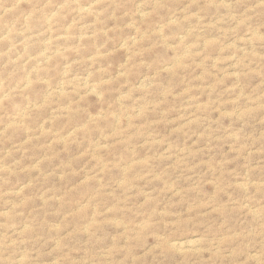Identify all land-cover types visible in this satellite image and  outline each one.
<instances>
[{
    "label": "rangeland",
    "instance_id": "1",
    "mask_svg": "<svg viewBox=\"0 0 264 264\" xmlns=\"http://www.w3.org/2000/svg\"><path fill=\"white\" fill-rule=\"evenodd\" d=\"M0 16V264H264V0Z\"/></svg>",
    "mask_w": 264,
    "mask_h": 264
},
{
    "label": "bare ground",
    "instance_id": "2",
    "mask_svg": "<svg viewBox=\"0 0 264 264\" xmlns=\"http://www.w3.org/2000/svg\"><path fill=\"white\" fill-rule=\"evenodd\" d=\"M21 1H23V0H21ZM21 1L19 0V2H21ZM89 1H90V0H89ZM24 2H25V1H24ZM26 2H27V1H26ZM14 4H15V3H14ZM32 5H33V4H32ZM15 6H16V5H15ZM23 6H24V5H22V7H23ZM25 6H26V5H25ZM25 6H24L23 8H25ZM28 6H29V5H28ZM30 6H31V5H30ZM12 7H14V6H12ZM26 8H27V7H26ZM28 8L30 9V7H28ZM32 8H33V7H32ZM30 10H31V9H30ZM33 10H34V8H33ZM23 11H24V9H23ZM3 12H4V11H3ZM27 12H28V10H27ZM29 12H30V11H29ZM29 12H28V13H29ZM32 12H33V11H32ZM30 13H31V12H30ZM30 13H29V14H30ZM23 14H24V13H23ZM26 14H27V13H25V15H26ZM33 14H34V13H33ZM1 16H2V15H1ZM1 16H0V17H1ZM11 16H12V14H11ZM26 16H27V15H26ZM36 16H37V15H36ZM36 16H35V17H36ZM41 16H42V14H41ZM27 18H28V16H27ZM43 18H44V16H43ZM23 19H24V18H23ZM44 19H45V18H44ZM44 19H43V20H44ZM5 20H6V19H5ZM24 20H25V19H24ZM33 20H35V18H34ZM48 20H49V19H48ZM26 21H27V20H26ZM49 21H50V20H49ZM24 22H25V21H24ZM45 22H46V20H45ZM54 22H56V21H54ZM2 23H3V21H2ZM4 23H6V22H4ZM29 23H30V22H29ZM27 24H28V22H27ZM4 25H5V24H4ZM25 25H26V23H25ZM32 27H35L34 24H33ZM46 27H49V26H46ZM7 28H8V27H7ZM6 30H7V29H6ZM1 32H5V31H2V30H1ZM9 32H11V31H9ZM7 33H8V32H7ZM23 33H24V32H23ZM6 35H7V34H6ZM27 35H28V34H27ZM1 36H2V35H1ZM24 36H25V34H24ZM33 36H34V35H33ZM3 37H4V36H3ZM7 37H8V36H7ZM12 37H13V36H12ZM12 37H8V38L10 39V38H12ZM22 37H23V36H22ZM29 37H30V36H29ZM15 38H16V37H15ZM15 38H13V39H15ZM3 39H4V38H3ZM16 39H17V38H16ZM16 39H15V41H16ZM30 39H31V38H30ZM18 40H19V39H18ZM25 41H26V38H25ZM29 41H30V40H29ZM8 42H10V41H8ZM21 42H22V41H21ZM32 42H33V41H32ZM32 42H31L30 44H32ZM11 43H12V44H15V43H13V42H11ZM16 43H17V42H16ZM26 43H27V41H26ZM18 44H19V43H18ZM27 44H29V43H27ZM30 44H29V45H30ZM16 45H17V44H16ZM23 45H24V44H23ZM23 45H22V46H23ZM8 46H9V45H8ZM14 47H15V46H14ZM23 47H24V46H23ZM26 47H27V46H26ZM26 47H25V48H26ZM9 49H11V48H9ZM0 50H1V49H0ZM5 50H6V49H5ZM5 50H3V51H5ZM22 50H23V49H22ZM3 51H2V52H3ZM16 51H17V50H16ZM28 51H29V50H28ZM22 52H23V51H22ZM16 53H17V52H16ZM26 53H27V52H26ZM26 53H25V54H26ZM12 54H13V53H12ZM29 55H30V54H28V56H29ZM8 56H9V55H8ZM16 56H17V55H16ZM34 57H35V56H34ZM18 58H19V57H18ZM28 58H29V57H28ZM7 59L9 60V58H7ZM26 59H27V58H26ZM36 59H37V58H36ZM5 60H6V59H5ZM14 60H15V59H14ZM24 60H25V59H24ZM24 60H23V61H24ZM40 60H41V59H40ZM2 61H4V60H2ZM23 61H22V62H23ZM27 61H29V60H27ZM14 63H15V62H14ZM14 65H17V64H14ZM18 65H19V63H18ZM20 65H21V64H20ZM25 81H26V80H25ZM28 82H29V81H28ZM30 83H31V81H30ZM23 85H24V84H23ZM16 86H17V85H16ZM15 88H16V87H15ZM24 89H25V88H24ZM2 91H3V90H2ZM7 91H9V90H7ZM30 91H31V90H30ZM10 92H11V91H10ZM32 92H33V91H32ZM34 92H35V91H34ZM9 94H10V93H9ZM1 95H2V94H1ZM33 95H34V93H33ZM2 98H3V96H2ZM1 103H2V102H1ZM0 106H1V105H0ZM2 106H3V105H2ZM2 106H1V107H2ZM12 121H13V119H12ZM7 123H8V122H7ZM7 123H6V124H7ZM8 125H9V124H8Z\"/></svg>",
    "mask_w": 264,
    "mask_h": 264
}]
</instances>
